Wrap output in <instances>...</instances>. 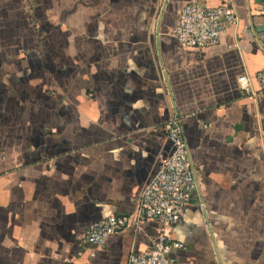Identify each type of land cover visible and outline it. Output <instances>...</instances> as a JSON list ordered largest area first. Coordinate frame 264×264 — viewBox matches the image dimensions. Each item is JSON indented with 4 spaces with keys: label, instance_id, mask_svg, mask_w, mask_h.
Segmentation results:
<instances>
[{
    "label": "crops",
    "instance_id": "crops-1",
    "mask_svg": "<svg viewBox=\"0 0 264 264\" xmlns=\"http://www.w3.org/2000/svg\"><path fill=\"white\" fill-rule=\"evenodd\" d=\"M192 0H0V264H126L156 219L80 257L88 225L126 215L181 119L198 187L170 236L179 264H264V33L255 0L210 47L172 35ZM207 125V126H204Z\"/></svg>",
    "mask_w": 264,
    "mask_h": 264
},
{
    "label": "built area",
    "instance_id": "built-area-1",
    "mask_svg": "<svg viewBox=\"0 0 264 264\" xmlns=\"http://www.w3.org/2000/svg\"><path fill=\"white\" fill-rule=\"evenodd\" d=\"M236 19V11L230 5L206 6L201 1L192 0L179 11L172 35L184 47H210L218 42L221 34ZM255 78L259 85L257 90L246 74L238 76V87L247 94L264 98V66L256 73ZM162 128L172 149L159 160L156 173L142 188L135 210L126 215L110 214L91 222L81 247L76 252L77 257L85 251L88 256H92V247L102 245L115 231L126 227L135 228L143 221L153 218L161 224V231L148 249L131 252L126 264H179L169 253L172 249L183 248L184 244L170 236L169 228L179 220L185 204L197 189L198 182L188 156L180 116L170 115ZM72 261L66 259L68 264Z\"/></svg>",
    "mask_w": 264,
    "mask_h": 264
},
{
    "label": "water",
    "instance_id": "water-1",
    "mask_svg": "<svg viewBox=\"0 0 264 264\" xmlns=\"http://www.w3.org/2000/svg\"><path fill=\"white\" fill-rule=\"evenodd\" d=\"M255 4L257 9V13H255V16L257 20H259L257 23L256 21H252V27H254L257 32L264 33V0H255Z\"/></svg>",
    "mask_w": 264,
    "mask_h": 264
}]
</instances>
